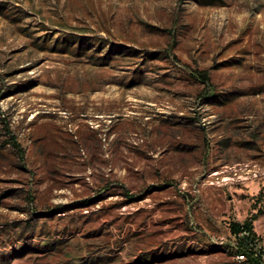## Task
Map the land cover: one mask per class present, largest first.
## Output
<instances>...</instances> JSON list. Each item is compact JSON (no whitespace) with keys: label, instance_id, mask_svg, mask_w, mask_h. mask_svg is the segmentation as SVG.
Masks as SVG:
<instances>
[{"label":"rangeland","instance_id":"1","mask_svg":"<svg viewBox=\"0 0 264 264\" xmlns=\"http://www.w3.org/2000/svg\"><path fill=\"white\" fill-rule=\"evenodd\" d=\"M250 217L264 264V0H0V264H249Z\"/></svg>","mask_w":264,"mask_h":264},{"label":"trees","instance_id":"2","mask_svg":"<svg viewBox=\"0 0 264 264\" xmlns=\"http://www.w3.org/2000/svg\"><path fill=\"white\" fill-rule=\"evenodd\" d=\"M199 75L204 79L209 78L205 71H199ZM230 229L237 236L235 244L237 254H244L249 264H262V253L257 247L258 234L254 229L253 217L230 222Z\"/></svg>","mask_w":264,"mask_h":264},{"label":"built area","instance_id":"3","mask_svg":"<svg viewBox=\"0 0 264 264\" xmlns=\"http://www.w3.org/2000/svg\"><path fill=\"white\" fill-rule=\"evenodd\" d=\"M240 258H245L244 254H237Z\"/></svg>","mask_w":264,"mask_h":264}]
</instances>
